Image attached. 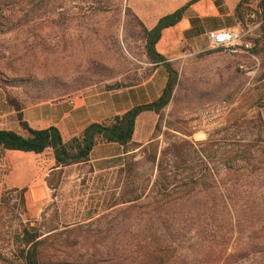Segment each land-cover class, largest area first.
Listing matches in <instances>:
<instances>
[{
	"label": "rangeland",
	"instance_id": "obj_1",
	"mask_svg": "<svg viewBox=\"0 0 264 264\" xmlns=\"http://www.w3.org/2000/svg\"><path fill=\"white\" fill-rule=\"evenodd\" d=\"M262 21L245 56L210 49L168 60L170 102L136 119L132 148L152 146L127 166L56 168L49 151L0 150V264H17L9 252L27 224L44 234L43 264H264ZM142 27L126 0H0V129L56 124L68 140L71 123L110 114L130 87L160 88L166 73L153 78ZM221 102L236 103L225 123L194 132L192 115ZM134 189L140 199L124 203Z\"/></svg>",
	"mask_w": 264,
	"mask_h": 264
},
{
	"label": "trees",
	"instance_id": "obj_2",
	"mask_svg": "<svg viewBox=\"0 0 264 264\" xmlns=\"http://www.w3.org/2000/svg\"><path fill=\"white\" fill-rule=\"evenodd\" d=\"M14 0H1L5 5ZM197 0H192L190 3L182 6L171 14L160 18L155 26L146 30L144 27L145 54L154 67L163 66L166 72V83L161 91L160 96L153 102L141 105H135L121 115H115L103 123H91L87 125L83 131L76 136L70 137L68 140L62 138L61 132L55 126H49L44 129H34L26 122H21L23 134L9 129H0V150L6 152H22L33 153L36 155L43 154L49 151L54 167H65L74 164L86 163L90 160V153L98 144H117L123 148L124 156L120 159L121 165H126L132 161L134 154L131 153L137 148H150L152 145L141 144L135 145L132 148V136L135 130L136 119L139 114L144 112H152L160 114L162 110L168 105L172 96V90L176 85V75L171 63L156 50V44L161 37L164 29L175 26L183 17L187 7ZM246 0L240 2L239 8ZM2 16V15H1ZM259 18L263 17L261 24L262 32L264 33V2L262 4V14H258ZM2 18V17H1ZM8 104L18 112V117H22V108L14 100H9ZM175 155V152H173ZM130 160V161H129ZM129 165V164H128ZM129 170V166H128ZM136 195L128 201H137L140 199L142 193L134 189ZM18 197L23 201L24 190H15ZM142 192V191H141ZM17 236L18 244L9 256L12 262L17 264H43L41 260L42 247L45 242L43 233L36 227L27 224L23 227ZM164 257H150L152 260H162Z\"/></svg>",
	"mask_w": 264,
	"mask_h": 264
},
{
	"label": "crops",
	"instance_id": "obj_3",
	"mask_svg": "<svg viewBox=\"0 0 264 264\" xmlns=\"http://www.w3.org/2000/svg\"><path fill=\"white\" fill-rule=\"evenodd\" d=\"M191 1L192 0H126V7L132 12L136 19L142 23L146 30H150L161 17L173 13ZM240 2H242V0H197L191 3L185 10L182 19L175 26L162 31L161 37L156 44V46H159V48L156 47L157 52L171 61L185 54L199 55L210 50L209 42H207L208 39L206 37L208 32L226 29L239 30L240 24L243 21L244 11L247 9H255L256 7L259 8L261 0H246L239 8ZM228 56L231 57V60L241 57L237 55ZM163 69V66H156L153 78L158 73H161ZM166 78L167 77L164 76L163 84L158 89L152 83L151 79L138 84V86L130 87L127 91V96L116 97L115 103L112 105L113 108L109 105V108H111L110 114L103 115L98 120L92 119L82 125L71 123L70 137L81 133L83 129L91 123H100L111 116L123 114L135 105L147 104L155 101L160 96L165 86ZM96 95L97 93L94 92L92 96H90L94 97ZM90 98L88 95L82 98L84 102L81 103V108L87 107L85 102ZM127 101L130 104L124 107L123 105ZM73 110L74 109H68L64 112L61 120L65 121L71 118ZM139 115L141 116V114ZM140 116H138V118ZM50 126H55L60 131V128L56 124ZM44 128L47 127L34 129ZM123 156V148L117 144H98L90 153V160L88 162H91L92 166H94L95 163L98 166L104 163L116 166L122 162L120 159ZM100 168L102 167L100 166Z\"/></svg>",
	"mask_w": 264,
	"mask_h": 264
},
{
	"label": "built area",
	"instance_id": "obj_4",
	"mask_svg": "<svg viewBox=\"0 0 264 264\" xmlns=\"http://www.w3.org/2000/svg\"><path fill=\"white\" fill-rule=\"evenodd\" d=\"M243 17L246 23V30L226 29L220 31H210L206 37L210 49L222 51L231 56H245L251 48V26L256 23L259 8L245 10ZM236 103L221 102L209 105L197 111L191 118V128L197 134L204 135L208 131L220 128L231 111L235 108Z\"/></svg>",
	"mask_w": 264,
	"mask_h": 264
},
{
	"label": "water",
	"instance_id": "obj_5",
	"mask_svg": "<svg viewBox=\"0 0 264 264\" xmlns=\"http://www.w3.org/2000/svg\"><path fill=\"white\" fill-rule=\"evenodd\" d=\"M262 4H263V0H261L260 4H259V9H260V13L262 14Z\"/></svg>",
	"mask_w": 264,
	"mask_h": 264
}]
</instances>
